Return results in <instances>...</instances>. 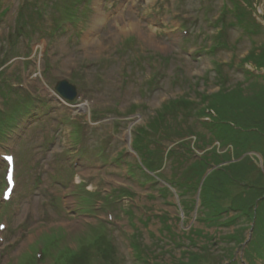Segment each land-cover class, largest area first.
<instances>
[{"label": "rangeland", "instance_id": "1", "mask_svg": "<svg viewBox=\"0 0 264 264\" xmlns=\"http://www.w3.org/2000/svg\"><path fill=\"white\" fill-rule=\"evenodd\" d=\"M260 58L264 0H0V191L15 180L0 192V264H177L199 249V264H227V250L246 264L224 236L239 224L250 240L253 223L206 227L198 211L222 165L198 184L187 171L228 154L242 172L225 205L264 184ZM212 103L233 114L218 118L223 142Z\"/></svg>", "mask_w": 264, "mask_h": 264}, {"label": "trees", "instance_id": "2", "mask_svg": "<svg viewBox=\"0 0 264 264\" xmlns=\"http://www.w3.org/2000/svg\"><path fill=\"white\" fill-rule=\"evenodd\" d=\"M263 55H260L262 57ZM259 66L264 67V61L260 58V64ZM28 102V101H27ZM248 104V103H246ZM251 109H248L247 106L245 107V113H243V126L242 128H246V130L250 131V134H253L252 131H255L252 129V127L246 123V120L244 117L248 116L249 112H253L255 109V106L253 107L252 104ZM212 108L217 112L216 117L212 116V118L209 121L208 127L211 129L210 133L214 134V136L217 138H220L222 142L224 141V133L225 131L222 129H219L222 125H228V123H220L218 122L219 116H225L227 118L228 112L225 110H220L218 106H215L213 103L211 104ZM233 108V107H232ZM233 110H235L233 108ZM223 111V112H222ZM236 111V110H235ZM249 111V112H248ZM228 115L230 119H232ZM264 121V120H263ZM2 123V122H1ZM3 124V123H2ZM263 129H259L264 131V125L262 126ZM237 129V127H236ZM242 131V130H241ZM139 133V131H137ZM230 144L229 142H226ZM226 143H223L226 144ZM233 145V144H231ZM209 152V151H208ZM235 154V153H234ZM225 155V156H224ZM222 156H219L218 154L211 152L210 155H208V158L204 159V157L200 159L193 160L191 164L189 165L190 168L187 171V177L190 178L193 175L198 176L197 184L199 183L200 179L202 178L203 174L209 169V167L212 168V164L222 166L213 168V170L210 172L215 173L220 171V175H218V178L216 181H213L209 185V192L202 196V186L199 192V200H200V208H199V214L200 219L204 222L206 227H216V226H225L230 227L237 223L239 221V217H241L242 224L247 223L250 225L252 224V238L248 240L244 237L243 233L246 228L240 227L239 224H236V233H232L231 236H224L225 239L230 240L232 238L233 240L237 241L239 245H246V248L244 249V259L247 262L246 264H253L255 262V257H261L264 254V198L260 199L257 203L256 200L258 198H261V196L264 195V184L262 185H255L254 187H248V185H245V193L238 192L235 195L230 198V204L225 205L223 203V199H226L229 196L228 188L231 189L233 185L238 184L236 180V174H240L242 170H238L234 168L235 170H229L234 164L227 165L229 155L224 154ZM236 155V154H235ZM227 156V157H226ZM237 157V155H236ZM225 162L226 165H223ZM211 165V166H210ZM191 173V175H190ZM203 180V183L206 181L208 176ZM264 177V176H263ZM179 184H182L180 182H177ZM178 184V185H179ZM182 187L181 185H179ZM199 186V185H198ZM250 188V189H249ZM198 190V187L196 188ZM233 213V214H231ZM257 215L256 219L255 216ZM231 215V216H230ZM241 225V223H240ZM239 227V228H238ZM250 226L247 227L249 229ZM235 234V236H234ZM193 236V235H192ZM202 237V235H198V237ZM189 239L194 241L192 237ZM206 239V238H205ZM205 250L199 249L198 251L191 250L185 252L186 258L178 259L177 264H199L198 261L202 258H205ZM227 258L228 262L227 264H238V261L236 260V257L234 255V251L227 250ZM145 262H143L144 264ZM147 263V262H146Z\"/></svg>", "mask_w": 264, "mask_h": 264}, {"label": "water", "instance_id": "3", "mask_svg": "<svg viewBox=\"0 0 264 264\" xmlns=\"http://www.w3.org/2000/svg\"><path fill=\"white\" fill-rule=\"evenodd\" d=\"M55 90L69 100H73L77 95L76 87L69 84L67 80L58 81Z\"/></svg>", "mask_w": 264, "mask_h": 264}, {"label": "bare ground", "instance_id": "4", "mask_svg": "<svg viewBox=\"0 0 264 264\" xmlns=\"http://www.w3.org/2000/svg\"><path fill=\"white\" fill-rule=\"evenodd\" d=\"M131 26H132V28H133L132 30H135V29H136L137 31H139V27L137 28L135 24H132ZM138 26H139V25H138Z\"/></svg>", "mask_w": 264, "mask_h": 264}, {"label": "snow or ice", "instance_id": "5", "mask_svg": "<svg viewBox=\"0 0 264 264\" xmlns=\"http://www.w3.org/2000/svg\"><path fill=\"white\" fill-rule=\"evenodd\" d=\"M6 159L9 161V162H11V160H12V157L11 156H8V157H6ZM9 179H11V177L9 176Z\"/></svg>", "mask_w": 264, "mask_h": 264}]
</instances>
